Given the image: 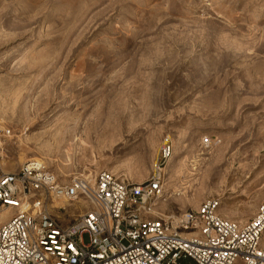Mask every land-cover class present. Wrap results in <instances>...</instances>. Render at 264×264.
<instances>
[{
  "label": "rangeland",
  "instance_id": "374dc122",
  "mask_svg": "<svg viewBox=\"0 0 264 264\" xmlns=\"http://www.w3.org/2000/svg\"><path fill=\"white\" fill-rule=\"evenodd\" d=\"M0 127V173L39 158L65 184L141 183L169 136L151 215L218 198L244 223L264 204V0H0ZM52 200L63 224L85 208Z\"/></svg>",
  "mask_w": 264,
  "mask_h": 264
},
{
  "label": "built area",
  "instance_id": "2783aa9c",
  "mask_svg": "<svg viewBox=\"0 0 264 264\" xmlns=\"http://www.w3.org/2000/svg\"><path fill=\"white\" fill-rule=\"evenodd\" d=\"M3 132L0 162L9 135ZM210 145L202 139L203 148ZM173 153L166 136L141 183L101 170L65 184L34 161L0 173V207L15 210L0 223V264H264V204L244 223L221 216L218 198L175 216L151 215ZM53 198L85 208L63 224L47 204Z\"/></svg>",
  "mask_w": 264,
  "mask_h": 264
},
{
  "label": "bare ground",
  "instance_id": "6f19581e",
  "mask_svg": "<svg viewBox=\"0 0 264 264\" xmlns=\"http://www.w3.org/2000/svg\"><path fill=\"white\" fill-rule=\"evenodd\" d=\"M0 132H3V128L2 127H0ZM178 156V155H177ZM176 160V155L174 154V156L170 159V161H169V165L172 163V162H174ZM38 162L39 164H36L35 166H39V167H41V168H44V163L42 164V160L41 159H39V158H31V159H27V160H22V159H20V163L23 165V164H25V163H27V162ZM41 163V164H40ZM188 163V162H187ZM33 164H29V166H32ZM185 165V164H184ZM191 172H194L195 170H196V168H194L195 167V161L194 162H191ZM169 167V166H168ZM168 171V173L170 174L169 176L172 178L173 177V175H174V173H176V169H171V168H169V169H167ZM179 170V169H178ZM167 173V174H168ZM178 173H179V171H178ZM89 177H93V174H90L89 175ZM169 177V178H170ZM170 178V179H171ZM168 183V182H167ZM170 183V182H169ZM177 192V191H176ZM176 192H174V194H176ZM69 204L68 203H66V202H64V201H62V200H57V199H54L53 198V200H52V204H51V206H50V208H64V207H66V206H68ZM5 208H7V209H4V211H2V212H0V217H3L4 216V214H6L7 212H8V210L10 209V210H12V208H8V207H5ZM263 235H264V233H263ZM264 237V236H263Z\"/></svg>",
  "mask_w": 264,
  "mask_h": 264
}]
</instances>
